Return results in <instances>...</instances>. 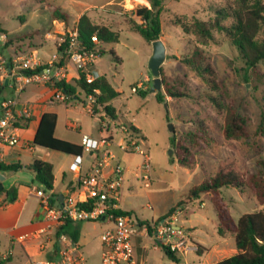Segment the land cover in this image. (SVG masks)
Listing matches in <instances>:
<instances>
[{
    "label": "rangeland",
    "instance_id": "374dc122",
    "mask_svg": "<svg viewBox=\"0 0 264 264\" xmlns=\"http://www.w3.org/2000/svg\"><path fill=\"white\" fill-rule=\"evenodd\" d=\"M234 1H162L160 39L165 43L167 55H170V59L161 67L163 75L168 79L181 78L185 88L195 98H200V101L188 98L169 99L163 88L159 92L164 101L159 102L155 93L151 92L154 85L149 68L153 54L152 43L148 44L140 34L132 31L130 25L131 21L142 24L134 15L135 10L143 5L140 0H0V53L7 58L16 48L23 53L34 48L40 59L47 62L57 53L60 42L76 28L78 19L83 14H87L95 24L119 32L117 43L104 46L106 53L97 61L95 69L100 76L107 77L120 93L112 101L118 120L123 124L139 127L144 135H141V149L150 156L151 184L144 188L135 176L142 161L141 156L125 154L115 146L112 148L126 167L122 208L132 211L133 217L138 221L153 222L166 215L188 196L194 186L211 177L222 160H232L247 174L264 172V61L255 68L247 66L239 49L223 33L215 32L213 41L207 46H200L207 62L216 71L217 81L224 86L226 98L231 100L234 108L248 121L247 139L226 140L223 135L224 114H219L210 101L202 99L206 94L212 93L208 84L181 61L192 54L198 45L197 38L184 33L174 23L179 16L186 17V23L193 17L207 20L214 14L216 7H227ZM58 8L69 15L68 24L52 18L54 10ZM231 23V20L226 22L227 25ZM146 77L150 78L149 82H144ZM140 82H144L145 89L133 92L132 89ZM141 91H146V94L141 95ZM47 93L42 87L31 86L20 99L34 102ZM218 94L220 95L219 92L213 93ZM82 101L83 93L80 100L45 105V108L52 106L59 112L57 135L79 139V133H87L98 137L99 121L82 109ZM199 122H203L208 128L212 142L210 146H202L196 150V161L192 167H181L172 140L176 138L189 144L188 135L196 130ZM66 123L75 124L78 128L70 131L66 128ZM170 125L173 126L174 133L171 132ZM261 125L263 131L259 133ZM6 184L9 185L10 181ZM222 196L235 222L243 214L264 210V205L258 202L248 188L226 187L222 189ZM97 223L104 224L105 221ZM176 223L197 226L192 230V237L208 248L222 240L217 233L220 221L208 194L180 213ZM201 223L205 225L201 226ZM232 241L229 239V242ZM231 248L222 250L219 259L233 255ZM209 258L219 261L213 254L199 258L197 253L188 251L179 263H198L199 260L206 261Z\"/></svg>",
    "mask_w": 264,
    "mask_h": 264
},
{
    "label": "trees",
    "instance_id": "16d2710c",
    "mask_svg": "<svg viewBox=\"0 0 264 264\" xmlns=\"http://www.w3.org/2000/svg\"><path fill=\"white\" fill-rule=\"evenodd\" d=\"M163 0H150L151 8L146 6L138 7L134 15L138 17L142 24L131 21V30L140 34L145 41L150 44L161 38L162 25L160 15L162 12ZM54 20H62L65 24L69 22V15L61 9L53 12ZM186 17L179 16L175 20V25L180 26L184 33L191 34L197 38L198 45L194 48L191 55L182 58V63L195 71L208 84L212 93L206 94L202 99L210 101L219 114H224L223 135L226 140H241L249 137L248 121L242 117L234 108L231 100H228L226 90L216 79V71L211 63L207 62L204 50L200 46H207L214 39V33H223L239 49L242 59L247 66L255 68L264 61V0H235L232 5L214 9V14L207 20H201L193 17L189 23L185 22ZM232 23L227 25L226 22ZM79 33V40L88 50H96L101 54L106 53L104 46L117 43L119 41V32L112 31L106 26L95 24L92 19L83 14L76 26ZM96 36L98 43L92 38ZM66 43L59 47V52H64ZM21 51V49H17ZM112 54L114 55L113 51ZM120 61L119 59H117ZM163 88L168 97L172 99L188 98L200 101L195 98L186 88L181 78L168 79L163 75ZM58 86L64 88L69 96L67 101L80 98L79 94L94 93L99 90L97 103L103 107L106 114L116 118V109L111 102L116 99L120 93L112 86L105 76H99L93 83L89 84L85 80L84 73L74 83L62 82ZM80 91V92H79ZM79 92V93H78ZM220 95H213V93ZM145 95L146 91H141ZM156 99L163 102L161 93L155 92ZM226 100H228L226 102ZM264 121V120H263ZM264 123V122H263ZM262 123V125H263ZM57 124V114L45 112L39 122L37 132L34 136L33 144L50 150L76 156L82 154L80 145L71 143L67 140L55 136ZM260 126L258 132L263 131ZM133 129L141 135V131L132 125ZM190 143H185L180 139L174 138L172 144L175 147L178 164L181 167L190 168L196 161V150L202 146H210L212 142L208 128L203 122L198 123L194 132L188 135ZM22 169L19 164L7 165L0 164L1 172H16ZM35 173V182L45 191H52L54 185L53 165L49 162L36 159L29 167ZM232 187L237 189L248 188L256 197L261 205H264V172L256 174H247L239 169L232 160L225 159L219 162L216 172L201 184L194 186L188 196L179 201L166 215L160 217L158 221L165 219L178 209L184 211V207L199 200L203 195H210L211 201L217 212L220 225L218 233L223 235L229 232L233 235L237 252L223 258L214 264H264V210L254 213L243 214L237 222L231 216L229 206L222 196V189ZM0 194H6V203L15 202L17 197L12 189H3ZM121 214L133 215V212L119 210ZM142 226H146L149 233H152V222L147 220L139 221ZM69 222L60 227V232H66ZM72 236V235H71ZM73 238L76 237L73 235ZM196 245V252L202 255L206 250L199 243L190 241ZM166 255L174 262H180L179 255L171 251L169 247L163 246ZM5 264V261H0Z\"/></svg>",
    "mask_w": 264,
    "mask_h": 264
},
{
    "label": "built area",
    "instance_id": "2783aa9c",
    "mask_svg": "<svg viewBox=\"0 0 264 264\" xmlns=\"http://www.w3.org/2000/svg\"><path fill=\"white\" fill-rule=\"evenodd\" d=\"M92 40L98 43L96 36ZM66 43L64 52L59 47ZM101 54L96 50H88L79 40L76 28L70 31L60 42L57 54L47 64H42L36 54L11 55L8 58L0 53V164L5 163L3 151L7 147L18 146L22 143L20 132L33 117L31 105L20 99V95L30 86H46L52 90L51 101L64 103L69 96L65 93L62 82L74 83L84 73L87 83H93L100 75L95 69ZM144 82H149L148 78ZM140 82L132 89H145ZM7 89L14 92L13 96L6 95ZM99 90L86 94L82 102L84 109L92 116L101 115L97 111L99 105L97 96ZM104 111V109H103ZM102 111V112H103ZM101 127L108 132L113 118L106 114L100 116ZM120 139L116 147L126 154H138L142 161L137 178L144 188L151 184L150 156L141 149V135L132 125L120 124ZM115 144L109 134L97 139L83 135L80 146L82 154L74 156L70 169L79 173L75 186L65 196L61 207L51 203L50 191L39 188L35 194L40 200L45 226L32 234L31 238L40 239L43 235L63 226L66 222L105 221L112 222V227L101 234V258L98 264H136L134 238L141 232L149 233L133 215L119 213L122 189L125 183L126 167L119 161L112 148ZM87 154L92 166L80 175L81 166ZM182 209L174 211L161 221L152 222L153 236L162 240L164 246L177 255L190 251V241L182 229L177 227V216ZM61 242H68L62 234ZM44 264V263H42ZM45 264H53L46 262ZM57 264H89L81 247L74 241H69L60 252Z\"/></svg>",
    "mask_w": 264,
    "mask_h": 264
},
{
    "label": "crops",
    "instance_id": "0c3cea01",
    "mask_svg": "<svg viewBox=\"0 0 264 264\" xmlns=\"http://www.w3.org/2000/svg\"><path fill=\"white\" fill-rule=\"evenodd\" d=\"M140 2L143 4L142 6L151 8L149 0H140ZM21 54H36L42 64H47L57 53L53 54L51 59H49L47 62H43L40 59L38 51L34 48L28 53L17 51L16 48L14 49V52L10 54V56ZM146 78H148L150 81L149 77ZM35 87H42L48 93L45 96L38 98L34 102H31L28 99H22L24 102H27L31 105L33 109V117L20 132L22 143L18 146L7 147L3 151L5 164H19L22 166V169L16 172L0 173V181L3 184V187L14 190L17 197L15 202L6 203V194H0V261H5V264H45L46 262L57 264L60 260L61 250L69 243V241H74L81 247L89 264H98L101 258V234L107 229L111 228L113 225L112 222L108 220H105L104 224L97 223V221L69 222L66 232H60V227H58L57 229L49 232L48 236L43 235L40 239L30 237L32 234L38 232L45 226L43 210L40 207V200L35 194V192L42 187L35 182V173L29 169L34 160L40 159L53 165L55 180L53 190L50 191V194L54 201H57L62 194H65L66 196L68 192L75 186L76 180L79 176V173L73 172L70 169V166L74 160V156L36 146L33 144V140L39 126L40 118L45 112L57 114L55 136L77 145H80L83 135H90L94 138L101 139L111 134L115 142L113 147H116V143L121 136L119 125L123 123L119 122L116 112V118H113L114 122L110 125L108 132H106L101 127L100 119L102 118L100 116L104 114V111L103 107L100 106L99 109L97 108V111L100 112L101 115L94 116L98 119L100 125L98 137L87 133H79V139H71L67 137V135H57L59 112L57 109H55V107L52 106L45 108V105H52L54 103L51 101V98L49 99L50 94L52 95V90L46 86ZM27 89L20 95L21 98ZM5 94L13 96L14 92L11 89H7ZM81 94H79V96H81ZM83 95L85 99L86 94L83 93ZM169 99L172 98L169 97ZM73 100H80V98L77 99L75 97ZM70 101H66L64 103H69ZM75 108H78V106H75ZM82 109L86 111L83 106ZM133 126L140 130L138 126ZM66 128L72 131L78 127L75 124L66 123ZM141 135L144 136L142 131ZM83 158L84 161L81 166L80 175L86 173L92 166L91 159L87 154H83ZM140 164L138 165L136 169L137 171L135 172L136 177L138 175ZM8 181H10L9 185L6 184ZM201 198L199 200H201ZM121 203L122 195L120 200V208L123 211H129L123 209ZM189 206H191V204L184 207V211L187 210ZM200 225L204 226L205 224L201 223ZM219 225L217 227V233ZM177 227L182 229L189 241L199 243L206 248L202 255H198L199 258H205L213 254L215 255V258L220 261L222 260L219 259L222 250H224L226 247H232L231 249L234 252L233 255L237 252L234 237L229 232H225L223 235L218 233L222 240H219L212 247L208 248L202 243L193 239L192 230L197 226L192 227L191 225L177 224ZM62 234L68 238V242L60 241L59 236ZM73 235L76 237V239L73 238ZM229 239L233 241L229 242ZM190 244V251L197 253L196 245L193 243ZM134 245L136 264H180L179 262L176 263L172 261L166 255L163 249L164 244L161 239L153 236L152 234L146 233L145 231H141L134 238ZM182 256H179L180 261ZM217 262L218 261H215L214 258H209L206 261L199 260L198 263L185 261V264H214Z\"/></svg>",
    "mask_w": 264,
    "mask_h": 264
},
{
    "label": "water",
    "instance_id": "95a60500",
    "mask_svg": "<svg viewBox=\"0 0 264 264\" xmlns=\"http://www.w3.org/2000/svg\"><path fill=\"white\" fill-rule=\"evenodd\" d=\"M153 46V54L149 61V68L154 78V85L151 89V92L155 93L161 91L163 89V81L161 77V67L166 60L170 59V55L166 53L165 44L161 39L152 43ZM171 132L174 133V128L170 125ZM173 154V153H172ZM3 189V184L0 181V191ZM65 199V194L60 195L57 201L51 199V203L57 207H61L63 201Z\"/></svg>",
    "mask_w": 264,
    "mask_h": 264
}]
</instances>
